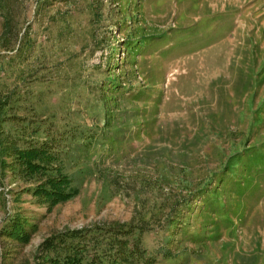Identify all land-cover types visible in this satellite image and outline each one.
<instances>
[{
	"label": "rangeland",
	"instance_id": "rangeland-1",
	"mask_svg": "<svg viewBox=\"0 0 264 264\" xmlns=\"http://www.w3.org/2000/svg\"><path fill=\"white\" fill-rule=\"evenodd\" d=\"M68 257L264 264V0H0V264Z\"/></svg>",
	"mask_w": 264,
	"mask_h": 264
},
{
	"label": "trees",
	"instance_id": "trees-1",
	"mask_svg": "<svg viewBox=\"0 0 264 264\" xmlns=\"http://www.w3.org/2000/svg\"><path fill=\"white\" fill-rule=\"evenodd\" d=\"M17 156L21 165L24 166L28 173L36 175L49 174V159L48 152L37 148L17 151ZM71 179L68 176L60 174V178H50L45 182L38 185L34 191L35 196L43 198L50 206H57L61 203L68 202L69 200L79 195V190L71 187ZM9 235L15 239L22 240L28 243L30 236L25 232L24 223L19 219L12 222L11 231ZM74 258L61 261L59 259H50L47 263L43 264H78ZM113 264H120L118 260H114Z\"/></svg>",
	"mask_w": 264,
	"mask_h": 264
}]
</instances>
